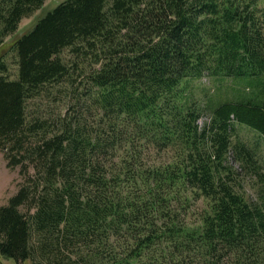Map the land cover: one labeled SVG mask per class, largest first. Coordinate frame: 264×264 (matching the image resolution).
<instances>
[{
	"label": "trees",
	"instance_id": "trees-1",
	"mask_svg": "<svg viewBox=\"0 0 264 264\" xmlns=\"http://www.w3.org/2000/svg\"><path fill=\"white\" fill-rule=\"evenodd\" d=\"M263 1L67 0L18 38V78L0 60V152L22 178L0 264H264L262 155L238 133L264 138ZM45 2L0 0V47ZM205 75L243 87L202 105ZM64 86L66 113L30 109Z\"/></svg>",
	"mask_w": 264,
	"mask_h": 264
},
{
	"label": "rangeland",
	"instance_id": "rangeland-1",
	"mask_svg": "<svg viewBox=\"0 0 264 264\" xmlns=\"http://www.w3.org/2000/svg\"><path fill=\"white\" fill-rule=\"evenodd\" d=\"M67 0H46L44 6L36 11L33 15L22 20L19 29L16 31L15 35L10 36L6 42L0 47V60H3L7 65V71L4 73L10 79L18 78V57L16 52L13 50V45L18 38L30 33L39 19L44 17L48 12L52 11L60 3ZM260 7L264 8V1L260 3ZM69 65H72L77 59L71 54L70 50H65L62 55ZM75 69V68H74ZM78 74V72H77ZM3 73H0V76ZM243 87L241 84H237L234 80H226L225 82H219L214 80L207 75L203 76L200 79L193 80L190 85V91L194 93L196 99L203 105L206 104L209 98H217L222 101L235 100L238 96V89ZM62 91L59 93L53 92V94H43L41 97H38L32 102H30V109L34 111H39L43 116H56L60 113H66V107L69 102H74L71 99L70 92H72L71 87L64 86L61 88ZM247 94L251 92L246 91ZM209 117L205 114L200 120V124L203 125L205 121H208ZM238 133L241 139L249 144L252 147L258 149L261 162V173H264V138H262L254 130L245 127L238 126ZM231 164L240 172V164L236 162L233 157V154H230ZM246 177V176H245ZM22 181V178L19 175V170H10L7 167V162L4 158V155L0 152V207L8 205L9 200L18 192L19 183ZM260 184V183H259ZM259 184L256 183L254 179L246 178L244 183V191L247 196L250 198H255L258 191ZM25 211V209H23ZM3 264H17L12 259H2ZM25 264H31L26 262Z\"/></svg>",
	"mask_w": 264,
	"mask_h": 264
}]
</instances>
